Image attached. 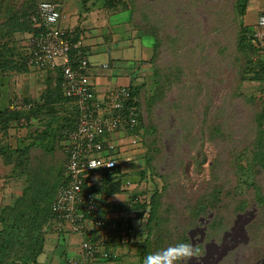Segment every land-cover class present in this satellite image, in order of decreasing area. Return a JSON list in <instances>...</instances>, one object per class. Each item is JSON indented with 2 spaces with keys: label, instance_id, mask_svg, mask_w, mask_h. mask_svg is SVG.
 Instances as JSON below:
<instances>
[{
  "label": "rangeland",
  "instance_id": "1",
  "mask_svg": "<svg viewBox=\"0 0 264 264\" xmlns=\"http://www.w3.org/2000/svg\"><path fill=\"white\" fill-rule=\"evenodd\" d=\"M25 1L27 0H10L18 9L25 6ZM4 3L6 5V0ZM233 4L234 0H122L116 12L123 9L127 11L118 12L111 17L108 12V15L104 14L106 11L98 14L97 24L102 25L107 16L110 27H115V33H126L128 29L136 32V44L141 40L142 47L152 49L149 54L148 74L144 73L141 82L130 88L139 91L137 100L141 104L140 111L143 112V118L140 119L141 134L149 125V133L146 135L149 134V139L156 138V141L154 145L145 144L141 135V146L136 154L131 155L133 160L130 158L126 161L123 157L120 167L128 172V175L135 171L137 176L140 171L136 195L143 197L141 199L144 203L141 202V206H145V221L149 216L150 196L156 193L160 204L159 216L164 219L161 228L165 230L160 232L155 229V235H148L147 230L143 228V234L135 236L137 245H128L129 243L125 242L120 249L117 246L112 247L113 253L118 250L123 254L129 250L131 252V260L123 255L125 257H121L118 264H145L146 253L143 247L146 248L147 240L156 255V250L160 248L157 240H163L175 249L178 243L173 241L178 238V228L187 232L198 225L206 230L215 215L222 213L226 216L223 223H226L213 230L221 231L229 228L231 221L237 218L235 214L231 215V211H218L219 209L215 208L208 211L207 215L200 216L197 225L189 227L190 216L182 205L183 199L191 198L195 203L213 188L221 191L219 201L222 205L217 203L220 208L226 209L230 203L233 204L234 199L227 191L237 183L235 169L238 170L239 166H244L249 161L250 153L247 150L255 134L254 119L264 110L263 105L259 103L261 95L264 94L263 84L239 79L242 61L236 49L238 21L233 12ZM79 5V0H63L61 7L64 13L74 15ZM73 20L74 17L69 16L65 21L66 25H71ZM245 21H249V17L242 19V22ZM21 38L22 36L19 38L20 45L24 41ZM136 44L130 52L128 51V56L133 55L134 58V54L141 50ZM119 46L125 48L128 42ZM154 66H159L166 74L156 78ZM167 72L171 75V80L167 77ZM119 82L122 83L121 78ZM133 85L135 84L130 86ZM147 100L152 101L151 106H147ZM56 102L51 110L48 109L47 113L42 112L35 118V122L20 121V118L17 119L19 122L2 124L0 148L10 155L7 162L6 154L3 155L0 151V204L11 201L10 199L20 193L26 168L31 174L37 172L38 168L42 170V164L45 170L60 166L62 171L60 154L63 153V137L67 131H59L62 137L57 134L62 120L58 121V118L69 115L71 107L63 101ZM146 107H149V114ZM64 110L66 113H62ZM51 121L55 132L53 127L49 126ZM48 137L55 140L51 138L52 145L47 147L57 142L56 147L54 146L51 153L43 151V147L31 149L32 156L27 165L22 161L25 156H18L21 159L18 161L19 154H11L16 149L27 148L35 141L44 142L42 139ZM4 161L9 164L5 165ZM257 183L264 190V172L259 174ZM242 184L238 182L236 186ZM239 188L247 197L249 191L247 192L244 186ZM123 194L127 195L126 192ZM252 205L246 209V213L241 212L243 215H239L235 226V232L240 234L237 240L238 244H241L240 258L245 259L244 264H253L257 259L264 257V202L261 208H257L254 203ZM201 207L199 206L198 210ZM241 217H248L245 223L252 219L248 226L243 224L248 240L243 236L241 226L244 220H240ZM142 221L140 224L133 221V224L144 225V220ZM201 227L200 230L203 229ZM207 229L209 232L210 228ZM200 230L197 233H201ZM51 234L47 228L44 234L45 253L38 257L40 264L48 260L50 250L59 252L69 239V236L58 234V239L51 240L48 236ZM211 240L205 239L195 247L188 239L189 244L193 246L192 256H197L198 248L203 245H211ZM166 249L171 248L167 246ZM229 258L230 256H226L218 264L228 263ZM163 260L166 264L167 257Z\"/></svg>",
  "mask_w": 264,
  "mask_h": 264
},
{
  "label": "trees",
  "instance_id": "2",
  "mask_svg": "<svg viewBox=\"0 0 264 264\" xmlns=\"http://www.w3.org/2000/svg\"><path fill=\"white\" fill-rule=\"evenodd\" d=\"M43 1L52 2L59 6L57 0ZM99 1L103 3L104 8L115 9L116 7H119L121 5L122 0ZM11 2L14 3L13 1ZM11 2L10 0H6L5 5L4 0H0V75L9 73H21L33 68V66L28 64L26 56L27 36L33 35L34 37H37L40 32L39 29L33 28L30 22V16L35 11L38 3L42 2V0H27L24 2L25 6L19 9L15 6V4H12ZM247 6L248 0H234L233 12L235 18L238 21L236 49L242 61V71L240 73L239 79L242 81L248 80L253 82L264 81V58L262 56L264 51V43L260 42V40H258L254 35L256 26H254V28H251L250 26H245L242 22V18L246 13ZM72 32L75 34V37H78L79 34H81L80 31L76 28H73ZM17 35L22 36L21 39L24 40L21 45L19 40L20 36ZM147 35H149V33ZM155 46L156 39L154 41V47ZM37 70L56 73L57 79L55 80V84L51 88H49V91H47L46 98L50 94H57V97H59L60 101L62 100L64 104L72 103L63 96V91H61L62 77L59 70H44L41 68H38ZM154 72L156 78L161 77L162 74H166L165 72H162L159 66H154ZM170 76L171 75L167 72V77L171 80ZM128 88L131 90L132 97L136 99V102H130V106H133L137 113V119L139 121L140 128V119L143 118V112L140 111L141 104L139 103V100H137L139 91L138 89L133 90L130 87ZM17 100H19L22 104L27 102L20 99ZM151 102V100H147V106H151ZM51 103L53 102L48 101L47 98L42 104L34 105L33 103H31L32 106H29V108L20 109L17 111L9 109L0 111V128H2V124L4 125L8 122H19V120L17 119L20 118V121L31 120L32 118L35 119L42 112L47 113L48 109L51 110V107L53 106H50ZM259 103L263 105L264 109V100L261 99ZM146 111L149 114V107H146ZM70 112L71 113L69 115L66 116L65 114L63 118H58V121L62 119L57 130L58 135L59 131L63 133V131L66 130L68 133L75 128L77 123V110L74 105H72ZM62 113H64V111ZM263 119L264 110H262L261 113H258L254 119L255 134L250 143V148H248L247 150V152L250 153L248 157L249 161L244 166H239L238 170L235 169L234 171V176L237 179V183H243L239 186H244L247 189V192L249 191L248 196H244L243 192L239 191L240 188L239 186H236V183L227 191L228 195L232 197V199H234V202L233 204H228L230 207L226 206V209H223V207L220 208L218 206V204L222 205V203L219 201L221 191L215 188L210 190L211 192H209L208 194L203 195L201 199L197 200L195 203L192 202L191 198L183 199L184 202L182 203V205L184 206L185 211L190 216V219L188 221L189 227H192L195 224L197 225V219L200 216L207 215L208 211H211L215 208L219 209L218 211H231L232 215L243 212L244 210L248 209L253 203L256 204L257 208L262 207V203L264 202V190L259 187L257 178L261 172H264ZM49 126H51V128L53 127L52 121L50 122ZM53 129H55V127H53L52 130ZM53 131L55 132V130ZM67 133L64 135V137L67 135ZM146 133H149V125L145 127L144 132L141 135L145 144L154 145L156 138L149 139V134L146 135ZM51 138L55 140L53 137H48L44 140L42 139V141L44 142L35 141L34 143L28 145L27 148H23L22 150L16 149V151L12 152L11 154L17 155L18 153V161H21L18 156H25V160L22 161L25 163V165H27L29 164L32 156L30 155L31 149H36V147L38 146L41 149L43 147V151L47 153L52 152L57 142H55L53 146L47 147V145H52L50 142ZM0 151L3 153V155L6 154V152L1 148ZM8 153L9 152H7L6 154L7 162H9L8 155H10ZM60 155L62 171L60 166H52L50 168H46L45 170L42 168V164V170L38 168L37 172L34 171V173L31 174L26 168L27 174L25 173V176L21 180L23 185L21 186L22 189L20 193L15 195V198L10 199V203L2 206L0 205V264H40L38 262V257L39 255H41L43 246L45 245L44 234L47 231V228L51 226V220L53 219L51 204L59 189L65 182L64 171L66 164V155L64 152ZM7 162L4 161V164L8 165L9 163L7 164ZM19 163L21 162H18V164ZM118 176V169L101 171L95 175L90 174L86 178L84 189L99 198L103 195L108 197L109 195L115 194L120 191V181ZM133 198H135L136 203H134L133 208L130 209L132 210V212L134 211L133 213L135 214V216L124 217L129 225L133 218L145 220V218H143L145 213V206H141V202L144 201L143 199H141L143 197L134 195ZM98 204L100 207L101 201ZM149 205V216L146 217L144 230H147L148 235H155V229L160 232L165 230L161 228V224L163 223L164 219L160 218L159 216L158 207H160V204L158 203L156 193L150 196ZM134 206L137 207L135 208ZM199 206L202 207L198 210ZM165 211L168 213L169 210L166 208ZM122 218L123 217H119L118 220L122 221ZM223 220H226V216L222 213H217L212 222L208 223L207 225L210 228L209 232V229H207L208 227L206 228L207 234L210 235L214 228L218 225H221L220 227H222V225L226 223V221L223 223ZM180 229L181 228H178V238H176L173 243L189 244V238L187 235L188 231L185 232L184 229ZM182 236H184V238ZM157 245L160 247L156 250V252L158 251L157 254L163 252L167 248V246L175 251L172 245H167V242H164L163 240H157ZM145 246L146 248L143 247L146 253L145 264H162V261L164 262V257L154 254V250L152 249L153 246L149 245V240H147ZM109 248L107 247L108 252ZM110 259L112 260L113 258L110 257Z\"/></svg>",
  "mask_w": 264,
  "mask_h": 264
},
{
  "label": "built area",
  "instance_id": "3",
  "mask_svg": "<svg viewBox=\"0 0 264 264\" xmlns=\"http://www.w3.org/2000/svg\"><path fill=\"white\" fill-rule=\"evenodd\" d=\"M68 18L57 4L38 3L30 22L40 32L37 37L28 35L26 42L28 64L36 69L59 70L63 96L77 110L76 126L64 137L65 182L51 204V225L60 229L67 225L78 237L79 254L68 258L66 264H109L115 255L107 251L111 243L108 236L112 235L108 229L118 228L117 240L125 239L132 230L124 217L119 226L111 224L98 204L107 196L99 198L89 193L84 184L90 174L119 169L123 157L130 160L126 157L128 148L133 151L141 144L137 113L130 106L136 99L123 86L102 96L95 92L90 76L96 66L89 63L83 35L75 37L73 28L64 26ZM254 35L264 43V12L258 18ZM29 106L19 100L12 104L14 109Z\"/></svg>",
  "mask_w": 264,
  "mask_h": 264
},
{
  "label": "crops",
  "instance_id": "4",
  "mask_svg": "<svg viewBox=\"0 0 264 264\" xmlns=\"http://www.w3.org/2000/svg\"><path fill=\"white\" fill-rule=\"evenodd\" d=\"M57 3L59 4V7L62 10L63 8L61 7V4L63 3V0H57ZM252 3L253 5L251 6ZM79 4L80 5L78 6L77 11L74 13V15L67 13L69 16L74 17L73 23L71 25H66V22H64V25H66L65 27L68 28H76L77 30L80 31V33L84 37V44L86 46L85 49L87 51L89 63L91 65L96 66L93 69H91V76H90L95 92L98 95L102 96L106 94L108 91H111L117 87H121V86L136 87L141 82V78L143 77V74L144 73L148 74L147 67H150V64L148 62L149 54L152 53V49L148 50L142 47L140 38H139L140 40L139 43L136 44L135 42L137 38L136 32H131L128 29L126 33L125 32L115 33L114 32L115 27L112 26L110 27L107 16H106L107 19L106 18L104 19V23L102 25L97 24L98 22L96 21L99 20L98 18L99 13H103L106 11L104 14L108 15L107 14L108 12L111 14L109 17H111L113 14H116L124 10L127 11V9H123L117 12L116 10H118L119 7H116L115 9H106L104 8L103 3H101L99 0H94V1L79 0ZM263 12H264V0H248V6L243 18L246 19L247 17H249V21H245L243 22V24L245 26H250L251 28H254V26L257 25L259 16ZM96 25H98L99 27ZM99 28L101 29L103 28L107 30L103 31L102 29V31L104 32L102 33V31L98 30ZM127 42H128V46H126L125 48L119 46V45H124ZM110 43L111 45H109ZM134 44L139 46L141 49L138 52V54H134L136 58L135 57L133 58V55L130 56L127 55L128 51L130 52L131 49L134 47ZM262 56L264 58V51ZM101 65H107V68H102ZM145 76L149 77V75H145ZM119 78L122 79V83L119 82ZM56 79L57 78L55 72L39 71L35 68H32L28 71H24L21 73H9V74L0 75V111H5L8 109L17 111L20 109H24V108L14 109V107H12L13 102L17 99L30 102V103L27 102L24 103L27 105L30 104V106H32L31 103H33L34 105L42 104L43 102H45L47 98L48 101L53 102L50 104V106L57 104L56 101H60V98L57 97V94H50L46 98L47 91H49V88H51L55 84ZM255 83L263 84L264 86V81H256ZM131 84H135V85L130 86ZM61 91H62V87H61ZM68 105L72 107V105L74 104L68 103ZM64 112L66 113L65 110ZM35 121L36 119L34 118L31 119V122H35ZM263 124H264V119H263ZM140 146L141 144L136 146L135 150L133 151L129 150L130 152L127 151L126 157L131 158L132 157L131 155H134L138 152ZM131 160L133 159L131 158ZM118 170H119L118 178L120 181V189H119L120 191L115 194L109 195L105 201L101 202L100 205L102 213L107 215L110 223L112 224V222H114L117 225L120 221L118 220L119 217L135 216V214L133 213L134 211L132 212L130 208H133V204L136 203V200L135 198H133V196L136 195V189H137L136 187L139 184L138 175L140 174V171H138L139 174L136 176L135 171L133 173L130 171L133 175L132 174L128 175V172L121 170V167ZM133 170H135V168H133ZM123 192H126L127 195H124ZM8 203H10L9 200L8 202L5 203L2 202L0 205L2 206ZM134 207L136 208L137 206ZM143 218H145V216ZM142 220L137 218H133L131 220L130 227L132 230V234L127 239V242L129 243L128 245H134L138 243V240L135 239V236H140L141 233L143 234L144 225L136 226V224L135 225L133 224V221H136V223L138 221V223L140 224V222H143ZM143 224H145V220ZM48 231L52 233L51 235H48L49 239L51 240L58 239L57 238L58 234L59 236L62 235L69 236V239L61 247V250L59 252L55 253L54 252L55 250H50L48 260H46V262L43 264H65V261L68 258H74L78 256L79 254L78 237L69 231L67 225H63L61 229L60 227L56 228L54 225H51L48 228ZM121 245L122 244L117 245L115 241H112L110 248L117 246L120 249L122 247ZM120 252L118 250L117 253H115V255L117 256L116 260L112 261L109 264H118L119 259L125 256H127L128 260H131L130 250L127 251L125 254ZM43 253H45L44 246L41 254Z\"/></svg>",
  "mask_w": 264,
  "mask_h": 264
},
{
  "label": "flooded vegetation",
  "instance_id": "5",
  "mask_svg": "<svg viewBox=\"0 0 264 264\" xmlns=\"http://www.w3.org/2000/svg\"><path fill=\"white\" fill-rule=\"evenodd\" d=\"M246 212L247 210H244L242 213L244 214ZM242 213L235 214L237 218L236 220L231 221V226L229 228L221 231L215 230L209 236H207V231L201 226L197 225L189 229L188 238L190 239V242L193 243V246L197 247L196 245L203 242L205 239H212L211 245H203L201 248H198L199 254H197V256H192L186 261L183 259H181L180 262L174 261L173 264H218L226 256H230V258L229 261L227 260L228 263H225L226 261L224 262L225 264H244L245 259L240 258L239 246L241 244L239 245L237 240V238L240 237V234L235 232L236 223L239 219V215H243ZM245 219H248V217ZM245 219H243V217L240 219L244 220L241 229L244 231L243 236H245L248 240L247 233L245 232L244 228L246 225H249L252 219L251 221H246V223ZM243 224H245L244 227ZM200 227L203 229L200 230ZM198 230H200L201 233H197L199 232ZM164 259H166V257ZM233 259H235V261H233ZM253 264H264V257L257 259Z\"/></svg>",
  "mask_w": 264,
  "mask_h": 264
},
{
  "label": "clouds",
  "instance_id": "6",
  "mask_svg": "<svg viewBox=\"0 0 264 264\" xmlns=\"http://www.w3.org/2000/svg\"><path fill=\"white\" fill-rule=\"evenodd\" d=\"M109 233L112 234L110 236H108V238H111V241H115L117 240L116 238L117 236V231L118 230H112V229H108ZM114 232V233H113ZM132 234V233H131ZM131 235L127 236L125 239H118L117 240V245H120L122 243L127 242V239L130 237ZM111 243L109 244L108 248L110 247ZM109 253H111V255H115V253H113L111 251V249L109 248ZM161 257H167V261L166 264H173L174 261H179L181 259H186L188 257H191L193 255V246L191 244H187V243H179L175 246V251H173L172 249H165L163 252L157 254ZM113 259L109 261V263H111L112 261L116 260L117 256L115 255V257H112ZM162 264H165V262L162 261Z\"/></svg>",
  "mask_w": 264,
  "mask_h": 264
}]
</instances>
